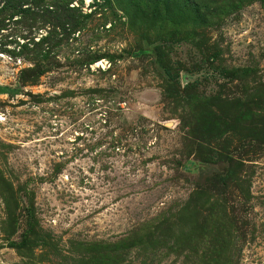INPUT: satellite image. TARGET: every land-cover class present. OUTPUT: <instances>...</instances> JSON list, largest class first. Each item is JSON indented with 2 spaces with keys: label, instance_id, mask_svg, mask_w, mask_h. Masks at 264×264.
Returning <instances> with one entry per match:
<instances>
[{
  "label": "rangeland",
  "instance_id": "rangeland-1",
  "mask_svg": "<svg viewBox=\"0 0 264 264\" xmlns=\"http://www.w3.org/2000/svg\"><path fill=\"white\" fill-rule=\"evenodd\" d=\"M0 264H264V0H0Z\"/></svg>",
  "mask_w": 264,
  "mask_h": 264
},
{
  "label": "trees",
  "instance_id": "trees-1",
  "mask_svg": "<svg viewBox=\"0 0 264 264\" xmlns=\"http://www.w3.org/2000/svg\"><path fill=\"white\" fill-rule=\"evenodd\" d=\"M19 2H20V0H19Z\"/></svg>",
  "mask_w": 264,
  "mask_h": 264
}]
</instances>
